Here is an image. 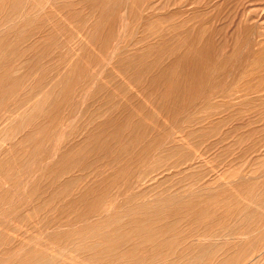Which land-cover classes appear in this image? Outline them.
<instances>
[{
    "label": "rangeland",
    "instance_id": "1",
    "mask_svg": "<svg viewBox=\"0 0 264 264\" xmlns=\"http://www.w3.org/2000/svg\"><path fill=\"white\" fill-rule=\"evenodd\" d=\"M2 263L264 264V0H0Z\"/></svg>",
    "mask_w": 264,
    "mask_h": 264
},
{
    "label": "bare ground",
    "instance_id": "2",
    "mask_svg": "<svg viewBox=\"0 0 264 264\" xmlns=\"http://www.w3.org/2000/svg\"><path fill=\"white\" fill-rule=\"evenodd\" d=\"M43 131V130H42ZM73 182V181H72ZM69 184V183H68ZM252 185V184H251ZM259 185V184H258ZM258 189V188H257ZM254 190H256L255 188H254ZM253 201V200H252ZM220 204V203H219ZM238 208V207H237ZM235 210H237V209H235ZM39 211V210H38ZM37 211V212H38ZM243 211V210H242ZM215 213H216V211H214ZM245 212V211H244ZM230 215H233V213L232 214H230ZM238 215V214H237ZM229 217V216H228ZM234 217H235V215H234ZM106 238H107V236H106ZM12 243V242H11ZM42 258V257H41ZM42 260V259H41ZM45 263V262H44ZM3 264V263H2Z\"/></svg>",
    "mask_w": 264,
    "mask_h": 264
}]
</instances>
